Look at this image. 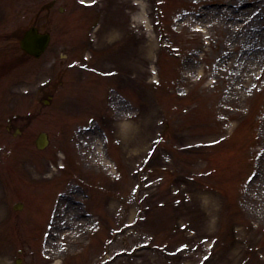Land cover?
Listing matches in <instances>:
<instances>
[{"label": "rangeland", "instance_id": "374dc122", "mask_svg": "<svg viewBox=\"0 0 264 264\" xmlns=\"http://www.w3.org/2000/svg\"><path fill=\"white\" fill-rule=\"evenodd\" d=\"M30 26L51 34L37 60ZM16 262L264 264V0H0Z\"/></svg>", "mask_w": 264, "mask_h": 264}, {"label": "water", "instance_id": "95a60500", "mask_svg": "<svg viewBox=\"0 0 264 264\" xmlns=\"http://www.w3.org/2000/svg\"><path fill=\"white\" fill-rule=\"evenodd\" d=\"M49 41V36L47 34H38L34 28H31L24 35L21 42V47L24 51L38 57L46 48ZM47 145V139L45 134H40L37 141L36 147L42 149Z\"/></svg>", "mask_w": 264, "mask_h": 264}, {"label": "bare ground", "instance_id": "6f19581e", "mask_svg": "<svg viewBox=\"0 0 264 264\" xmlns=\"http://www.w3.org/2000/svg\"><path fill=\"white\" fill-rule=\"evenodd\" d=\"M142 14H143V13H141V14L139 15L140 18L142 17Z\"/></svg>", "mask_w": 264, "mask_h": 264}]
</instances>
